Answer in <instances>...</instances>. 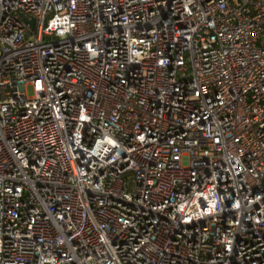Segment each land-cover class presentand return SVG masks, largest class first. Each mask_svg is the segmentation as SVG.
Returning <instances> with one entry per match:
<instances>
[{
    "label": "built area",
    "instance_id": "built-area-1",
    "mask_svg": "<svg viewBox=\"0 0 264 264\" xmlns=\"http://www.w3.org/2000/svg\"><path fill=\"white\" fill-rule=\"evenodd\" d=\"M0 264H264V0H0Z\"/></svg>",
    "mask_w": 264,
    "mask_h": 264
},
{
    "label": "water",
    "instance_id": "water-1",
    "mask_svg": "<svg viewBox=\"0 0 264 264\" xmlns=\"http://www.w3.org/2000/svg\"><path fill=\"white\" fill-rule=\"evenodd\" d=\"M24 20L26 21V22H28V23H30L31 25H33L34 24V19H31V20H29L28 18H24Z\"/></svg>",
    "mask_w": 264,
    "mask_h": 264
},
{
    "label": "rangeland",
    "instance_id": "rangeland-1",
    "mask_svg": "<svg viewBox=\"0 0 264 264\" xmlns=\"http://www.w3.org/2000/svg\"><path fill=\"white\" fill-rule=\"evenodd\" d=\"M28 92H29V94H30V95H32V94H33L31 89H29V91H28ZM132 180H133V175L131 174V181H132ZM129 181H130V180H129ZM133 184H134V183H133Z\"/></svg>",
    "mask_w": 264,
    "mask_h": 264
}]
</instances>
